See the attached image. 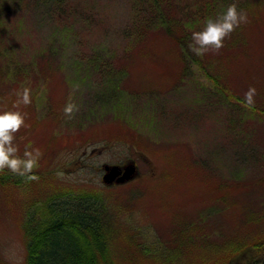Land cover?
<instances>
[{
  "label": "rangeland",
  "instance_id": "1",
  "mask_svg": "<svg viewBox=\"0 0 264 264\" xmlns=\"http://www.w3.org/2000/svg\"><path fill=\"white\" fill-rule=\"evenodd\" d=\"M157 1L156 7L148 1L150 10L142 0H66L64 9L76 17L69 22L66 12L52 7V0H0V53L4 54L0 62L11 56L19 67V62L38 56L50 44L53 66L48 70L57 73L36 87L17 78L8 82L0 73V111L19 110L25 115V127L14 141L19 155L29 144L43 154L33 171L38 180L0 186L2 264H24L22 229L32 202L56 191L81 188L100 192L119 209L118 222L130 215L133 224H123L112 246L114 264H206L201 258L209 262L205 252L187 257L179 248L177 222L184 225L179 215L187 218V212H200L198 220L207 217L211 226L204 227L202 234L215 244L233 243L238 236L248 242L261 235L264 241V168L260 167L264 116L242 105L245 92L254 87L253 108L264 112V55L255 51L262 39L258 22L237 28L219 53L197 56L188 47L192 31L200 30L206 18L229 4L244 11L248 0H231L222 9L213 2L203 8L210 0ZM257 2L251 0L252 9L245 12L249 19L260 14L264 20V4L257 9ZM189 11L190 16L200 12L198 23L167 22ZM149 17L157 18L152 23L161 27L145 25ZM100 51H110L111 64L95 70L93 55ZM78 56L84 61L79 70L74 67ZM198 61L223 64L224 82L236 96L228 101L221 97ZM187 68L189 74L179 81ZM111 71L112 82H119L115 92L106 77ZM25 89L30 103L14 108ZM70 97L79 107L71 119L63 111ZM246 137L244 145L241 140ZM192 159L210 167L203 173L210 183L201 184L198 171L190 167ZM125 161L136 164L137 177L122 185H102V172L96 167ZM59 168L70 174L57 180L48 176ZM217 182L222 189L211 187ZM186 190L187 196L175 198ZM198 202L201 207L195 205ZM126 236L135 240L130 243ZM151 236L160 245L153 248L155 258L145 261L149 257L141 256L134 246L151 242ZM174 250L182 251L181 258L170 260ZM256 264H264V256Z\"/></svg>",
  "mask_w": 264,
  "mask_h": 264
},
{
  "label": "trees",
  "instance_id": "2",
  "mask_svg": "<svg viewBox=\"0 0 264 264\" xmlns=\"http://www.w3.org/2000/svg\"><path fill=\"white\" fill-rule=\"evenodd\" d=\"M148 1L149 0H142V2L147 4L148 8L152 10L153 6L149 4ZM250 1L251 0H248L244 5V11L249 12L252 9L250 6L252 2L249 4ZM52 2V7L54 9L56 8L58 11L62 10L66 12L64 9L66 7L64 6L66 0H52ZM152 2L156 7L158 1L152 0ZM211 2L216 3L219 9H222L226 7L231 0H210L203 8H207ZM263 4L264 0H258L256 3L257 9H260ZM61 5L63 6L62 8ZM237 8L241 10L239 7ZM66 13V16H64L65 20L75 22L76 17H74L72 11ZM197 15L200 16V12L190 16L189 11L185 17L177 19L176 16V19L169 18L167 22L172 20L175 24H182L184 20H187L185 26H187L188 21L196 24L199 22ZM149 18L151 21L146 22L145 25L155 28L161 27L160 23H152L157 22V18ZM256 22H258L257 28L261 29L258 33L262 35V39L255 51L264 55L263 17L260 16V14H253L252 19L248 18V22L241 24L240 29L242 30V28L247 25H255ZM240 44L241 43H238V46ZM49 45L45 46L42 52H39L38 56L33 57L31 60H26L25 62H27V65L23 66L25 62L22 61V63L19 62L20 66L18 67L17 62L13 61L11 56H9L7 62H0V73L1 71L4 73H1V78L8 80V82H11L13 78H17L19 81L25 80V84L32 87H36L38 84L42 83L43 80H53L57 73L48 70L49 66H53V54L50 52ZM218 55L222 56L221 54ZM0 56H4V54L0 53ZM93 57L96 62L92 61L95 70H99V67H105L111 64L110 51L96 52ZM12 64L16 66V69L13 68ZM217 64L218 66L216 67L214 64L208 63L207 65H202L200 61L197 62L207 82L217 90L221 97L228 101L231 97L236 95L227 88L228 84L224 82V77L226 76L224 70L225 66L223 64ZM83 65V57L78 56L75 59L74 67L79 70L84 68ZM188 74L189 69H184V71L179 74L178 80L182 81L183 77H186ZM113 75L114 71H111L107 73L106 77L112 88L111 90L115 92L118 90L117 84H119V82L117 84L112 82ZM249 110L256 115L264 116V112H260L253 107ZM129 121L130 120H128V122ZM125 124H127V122ZM241 142L246 145L247 137L244 141L241 140ZM243 150H247V148H243ZM262 155H264V151ZM189 162L190 167L198 171L201 184L210 183L209 177L203 174L205 171L210 170V167L203 162L205 166L203 168L202 165L193 159L189 160ZM84 166H88V164H83V167ZM260 167L263 169L264 164H260ZM173 169L174 171L178 170L175 163ZM29 182L30 181L26 178L14 175L7 169H5L3 173H0L1 187L6 185L20 186ZM200 187L202 189L204 188L202 186ZM211 187L216 190L218 188L222 189L218 182L216 184L212 183ZM187 193V190L185 192H177L175 198H184L188 195ZM195 205L201 207L199 202ZM116 210L117 209H114L101 193L87 188H81L79 190L70 189L52 193L42 200L38 199L32 202V206L27 210L26 218L23 223L24 228L22 229L25 251L24 264H114L112 246L117 236L122 232V225L120 223H115ZM187 214V218L183 215H179L181 223L186 225L185 228H182L184 225H180L179 220L177 222L180 226V235L178 238L181 246L179 248L185 249L187 257L193 252L195 254L194 257H196L199 255L197 252L200 253L202 251L210 257L209 262L201 258V262L206 264H256L258 260L264 256V250L262 249L264 241L262 242L261 235L254 236L248 242L238 236L239 239H233V243L226 240L221 244H215L214 241H209L206 238V234H202L204 227L211 226L207 224L206 216L198 220L200 212H194L192 214L187 212ZM127 220L129 221L131 218L129 217ZM218 228L222 229L223 227L220 226ZM125 239H128L130 243L135 240L129 236H126ZM150 241L151 242L145 244L136 243L134 246L138 248L136 251L141 254V256L149 257L146 258L145 261L155 258L153 248L160 245L157 240L152 241V236ZM172 254L170 260L178 256L181 258L182 251L174 250ZM164 262L167 263V260ZM0 264H2L1 259Z\"/></svg>",
  "mask_w": 264,
  "mask_h": 264
},
{
  "label": "clouds",
  "instance_id": "3",
  "mask_svg": "<svg viewBox=\"0 0 264 264\" xmlns=\"http://www.w3.org/2000/svg\"><path fill=\"white\" fill-rule=\"evenodd\" d=\"M248 22L247 13L238 10L235 3L229 4L226 9L218 13L215 17H208L204 21L203 27L198 31H192L191 43L189 49L197 56H203L209 52L219 53L224 47V41L230 38L231 34L241 26ZM75 87V86H73ZM257 92L254 87L244 94L242 105L245 108L254 106ZM27 105L30 103L29 91L25 89L14 108H18V104ZM64 115L71 119L73 115L79 111L78 105L69 98L64 107ZM25 127V115L19 110H2L0 111V173L5 169L14 175L26 178L28 181H36L39 177L33 174L34 169L38 167L42 152L38 148H32L29 144L26 146L23 155H19V149L15 145L16 133ZM62 176V173H57Z\"/></svg>",
  "mask_w": 264,
  "mask_h": 264
},
{
  "label": "water",
  "instance_id": "4",
  "mask_svg": "<svg viewBox=\"0 0 264 264\" xmlns=\"http://www.w3.org/2000/svg\"><path fill=\"white\" fill-rule=\"evenodd\" d=\"M103 169L105 170L106 174L103 177V181L105 183H111L122 171V175L116 179V182L122 183L131 178V176L135 172V168L132 164L124 166L123 168H119L118 166H107L104 165Z\"/></svg>",
  "mask_w": 264,
  "mask_h": 264
}]
</instances>
